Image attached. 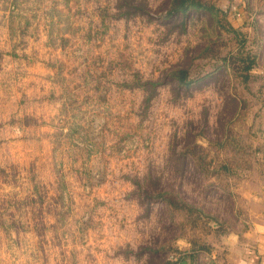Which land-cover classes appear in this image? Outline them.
<instances>
[{
	"label": "rangeland",
	"instance_id": "rangeland-1",
	"mask_svg": "<svg viewBox=\"0 0 264 264\" xmlns=\"http://www.w3.org/2000/svg\"><path fill=\"white\" fill-rule=\"evenodd\" d=\"M175 1L0 0V264H170L247 214L264 0Z\"/></svg>",
	"mask_w": 264,
	"mask_h": 264
},
{
	"label": "crops",
	"instance_id": "crops-1",
	"mask_svg": "<svg viewBox=\"0 0 264 264\" xmlns=\"http://www.w3.org/2000/svg\"><path fill=\"white\" fill-rule=\"evenodd\" d=\"M242 183L249 189L242 195L247 214L234 215L232 223L223 226L207 218L198 230L208 237L202 243L178 241V254L170 264H264V179ZM210 227L212 234L206 233Z\"/></svg>",
	"mask_w": 264,
	"mask_h": 264
},
{
	"label": "trees",
	"instance_id": "trees-1",
	"mask_svg": "<svg viewBox=\"0 0 264 264\" xmlns=\"http://www.w3.org/2000/svg\"><path fill=\"white\" fill-rule=\"evenodd\" d=\"M186 2H187V0H177V1H175L174 2V5L172 6V8H171V10L172 11H174V10H177V9H179V8H181V11L182 12H184L185 10H187V8L189 7H187V5H186ZM195 4V5H194ZM194 4H192L193 6H200V4L201 3H194ZM189 9V8H188ZM173 13V12H172ZM250 64V63H249ZM249 67V65H247L246 67H245V70H248V69H246V68H248ZM246 73H247V71H246ZM179 78H180V81H181V83H183V84H185L186 82H185V80H186V73L185 72H180L179 73Z\"/></svg>",
	"mask_w": 264,
	"mask_h": 264
}]
</instances>
